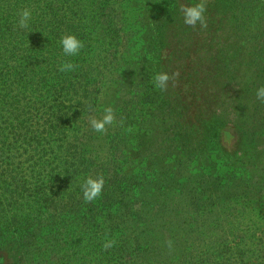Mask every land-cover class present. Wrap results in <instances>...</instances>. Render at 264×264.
<instances>
[{
	"label": "trees",
	"instance_id": "trees-1",
	"mask_svg": "<svg viewBox=\"0 0 264 264\" xmlns=\"http://www.w3.org/2000/svg\"><path fill=\"white\" fill-rule=\"evenodd\" d=\"M200 2L0 0V264H264V0L204 1L193 29Z\"/></svg>",
	"mask_w": 264,
	"mask_h": 264
},
{
	"label": "clouds",
	"instance_id": "clouds-1",
	"mask_svg": "<svg viewBox=\"0 0 264 264\" xmlns=\"http://www.w3.org/2000/svg\"><path fill=\"white\" fill-rule=\"evenodd\" d=\"M180 11L183 14L184 24L196 28L199 24L201 29L207 28V19L205 13L207 11L206 4L204 0H201L200 3L191 6L181 5ZM18 27L24 29L29 27V22L32 19L31 10L29 8H24L21 12L18 13ZM63 49V54L65 56H78L81 50L84 48L83 41L79 40L75 35H63L60 41ZM77 65L68 61L60 65L59 71L68 72L74 71ZM179 72H174L171 76L168 73L160 72L154 75L153 84L154 87L161 91L166 92L168 90L169 82H175L178 79ZM174 86V85H173ZM256 99L261 103H264V86H261L257 89ZM90 113L94 111L91 105L89 106ZM104 115L102 118L98 119L95 115H89L88 122L93 131L98 133H106L108 131V126H112L116 123V116L113 107L107 106L103 109ZM121 121V125H122ZM105 180L102 175L96 177L88 176L83 180V183L80 185L81 191L83 194V199L85 203H92L97 200L103 192ZM116 241L114 239H106L103 243V250L107 251L115 246ZM166 245L169 250L172 249V241H166Z\"/></svg>",
	"mask_w": 264,
	"mask_h": 264
},
{
	"label": "rangeland",
	"instance_id": "rangeland-1",
	"mask_svg": "<svg viewBox=\"0 0 264 264\" xmlns=\"http://www.w3.org/2000/svg\"><path fill=\"white\" fill-rule=\"evenodd\" d=\"M240 75H250V74L249 71L245 69L243 72H241ZM229 93H231V91H229ZM218 134H219V142L221 143V146H223L226 149V151L232 153V151L236 150V148L234 147L235 135L231 128L227 127L226 129L219 131Z\"/></svg>",
	"mask_w": 264,
	"mask_h": 264
}]
</instances>
